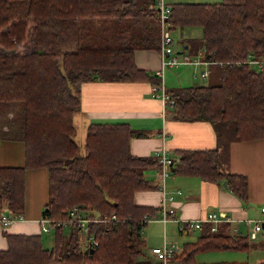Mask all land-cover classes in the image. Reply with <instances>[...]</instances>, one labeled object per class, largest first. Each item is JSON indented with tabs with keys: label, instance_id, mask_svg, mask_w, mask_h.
Masks as SVG:
<instances>
[{
	"label": "trees",
	"instance_id": "obj_1",
	"mask_svg": "<svg viewBox=\"0 0 264 264\" xmlns=\"http://www.w3.org/2000/svg\"><path fill=\"white\" fill-rule=\"evenodd\" d=\"M171 5L172 30L199 28V49L217 66L219 82L170 91L171 116L210 123L216 146L175 151L169 172L217 185L225 181L226 189L246 202V176L220 167L231 141L264 136V0ZM158 42L154 0H0V139L24 144V166L0 168V203L18 219L25 171L44 168L48 195L40 231L43 225L54 230L51 248L40 234L3 231L7 247L0 250V264H152L141 257L145 218L155 210L137 205L134 195L157 187L143 172L160 166L158 159L131 154L130 140L143 133L127 123L88 124L82 154L73 117L83 82L159 84L156 75L134 63L135 51H159ZM77 209L100 220L88 224L93 240L85 246L72 222ZM211 228L203 223L174 260L195 264L199 253L253 246L248 235L231 233L229 223Z\"/></svg>",
	"mask_w": 264,
	"mask_h": 264
},
{
	"label": "crops",
	"instance_id": "obj_2",
	"mask_svg": "<svg viewBox=\"0 0 264 264\" xmlns=\"http://www.w3.org/2000/svg\"><path fill=\"white\" fill-rule=\"evenodd\" d=\"M183 29L187 28L173 30V35L174 32L181 33ZM190 35L200 39L201 31L196 34L191 32ZM200 44L195 47L192 54L189 52V46L191 48L192 45L190 43L181 44V51L176 52L186 54L190 59H198L196 55L202 50L199 49ZM134 63L138 69L156 75L169 95H171L170 91L176 88L198 85L192 81L195 77H191L190 71L185 72L184 70L189 66L203 67L201 64L181 65L178 68L167 67L162 73L160 54L156 50L135 51ZM172 69H176L175 72L179 75L177 76ZM208 70L210 76L211 69L208 67ZM150 81L146 79L134 82H107L94 79L83 82L79 91L80 107L73 117L74 126L78 125L84 131L85 139L86 128L90 123H127L133 129L143 133V136L132 138L129 143L131 154L136 156H155L158 151L165 150L169 157L175 158L177 150L215 148L216 138L211 124L205 121L175 120L171 116V107L164 105L159 96L152 94L151 89L157 84L153 85ZM23 166V142L0 139V168ZM220 168L224 172L246 176L248 182L246 202L239 200L222 184L210 183L195 176L174 175L169 172L168 168L162 190L160 166L144 170L145 178L157 187L138 191L134 195V202L137 205L154 209L149 220L160 222L164 231L170 229V232L174 233L177 228L178 234H181L178 228L179 223L203 218L209 212H218L231 218L229 222L231 233L241 236L248 235L250 225L247 221L259 219L261 217L260 207L264 205V136L254 141H231L228 146L227 161L222 163ZM47 195V170L44 168L27 169L24 176V211L18 219L11 220L6 227L0 223V250L7 247L3 231L8 234H40L41 236L49 232H41L39 223ZM163 197L166 199V206L173 209L175 216L174 220H169L165 224L159 219ZM2 214L11 218L10 213L0 203V216ZM168 237L171 238L167 235V239ZM250 242L253 246L247 251H216L228 254L214 260L209 259L213 256L204 257L203 261L197 262L196 260L195 264H258L264 262V234H258L257 239ZM146 247L147 243L145 249ZM141 258L152 261L150 248L147 247V252L144 250Z\"/></svg>",
	"mask_w": 264,
	"mask_h": 264
},
{
	"label": "built area",
	"instance_id": "obj_3",
	"mask_svg": "<svg viewBox=\"0 0 264 264\" xmlns=\"http://www.w3.org/2000/svg\"><path fill=\"white\" fill-rule=\"evenodd\" d=\"M155 2V12L159 27V54L161 59V71H163L167 67L178 68L181 65H190V64H201L203 66H208L210 62L205 61L203 57V50L199 51L200 59H190V57L186 54H179L174 51L173 48V30L172 24L170 22L171 13H172V3L167 0H154ZM161 74V72H160ZM193 77H199L200 79H206L209 77V70L206 69L202 71L200 74H194ZM152 94L159 96L162 103L164 105H168L172 107L174 104V99L171 95H169L162 83L159 81V84L153 86ZM155 157L158 159L159 165L161 167V177L162 182L160 187L162 190L164 189V177L167 175V168L171 164L172 158L167 155L165 150L158 151L155 154ZM165 197L162 198V202L160 205V221L165 224L169 220H174V211L170 209L165 204ZM261 217L257 220L247 221L250 225V229L248 232V239L250 241H255L257 239L258 234H264V205L260 207ZM72 222L74 226H77L81 230L80 235V243L82 246H85L87 243H91L93 238L88 236V224L90 222L97 223L99 222V218L93 217L89 218L83 215L78 209L71 212ZM11 220L7 215L2 214L0 216V223L3 227H6ZM145 220H148L147 217ZM44 223L45 221L42 220ZM231 222V218L225 214L218 212H209L203 218L190 220L187 222H181L178 224V228L181 231L184 230H198L203 223L212 224V231H215L217 225L219 223H229ZM64 229L68 228L66 223H63ZM42 230L44 232H48L50 229L48 226L43 225ZM181 248L177 246L176 243L166 242L164 241L161 247H152L150 249V254L152 258V264H180L176 260H174V256L180 253Z\"/></svg>",
	"mask_w": 264,
	"mask_h": 264
},
{
	"label": "rangeland",
	"instance_id": "obj_4",
	"mask_svg": "<svg viewBox=\"0 0 264 264\" xmlns=\"http://www.w3.org/2000/svg\"><path fill=\"white\" fill-rule=\"evenodd\" d=\"M169 2H190V3H217V2H221V0H167ZM193 28V29H191ZM191 28H187V29H183V31L181 33H175L174 35L172 34L173 38V48L174 51H181V44H192L191 48L189 46V52L192 54V52H194L195 47L201 43L200 39L198 37L194 38L190 35V33H194L196 34L197 32H199V28H195V27H191ZM181 54V53H179ZM196 58L200 59V54L196 55ZM211 69V75L209 77H207L206 79H200V78H192L194 81V83L199 84H217L219 82V72H218V68L216 65H208V66H203V67H192L189 66L187 67L184 71L185 72H189L190 71V75L191 77H193L194 73H201L202 71H205L206 69ZM174 73H177V76L179 75L176 69H172ZM163 73V71H162ZM190 86V85H189ZM10 116V114H9ZM75 141L77 142V144L80 147V152L82 154H84V131H82L80 129V127L78 125H76L75 127ZM156 220V219H155ZM168 229V228H167ZM176 231V232H175ZM174 233L170 232V229H168V231H164L163 229V225L160 222H156L154 220H149V222L147 223L146 227H145V231L143 234V237H145L146 239V243H147V247L148 248H152V247H161L164 243V240H166L167 242H173L176 243L178 247H182V244L187 242V241H194L197 237V235L199 234V230H191L189 231L187 234H178L179 232L177 231V228H175ZM64 235L67 236L68 235V228L64 229L63 231ZM164 235V236H163ZM167 235L171 236V238L168 237L167 239ZM166 236V239H165ZM54 237V230L50 229L48 233L43 234L42 238H44L43 240V244L44 247L46 248H51L52 244V240ZM147 247L145 249V251L147 252ZM228 253L225 252H205V253H199L195 256V259L197 260V262L203 261L204 257H212L209 258L211 260L216 259L219 256L222 255H227ZM202 255V256H201ZM232 264H236V263H232Z\"/></svg>",
	"mask_w": 264,
	"mask_h": 264
},
{
	"label": "water",
	"instance_id": "obj_5",
	"mask_svg": "<svg viewBox=\"0 0 264 264\" xmlns=\"http://www.w3.org/2000/svg\"><path fill=\"white\" fill-rule=\"evenodd\" d=\"M222 186L226 188V183H225V181L222 182Z\"/></svg>",
	"mask_w": 264,
	"mask_h": 264
}]
</instances>
